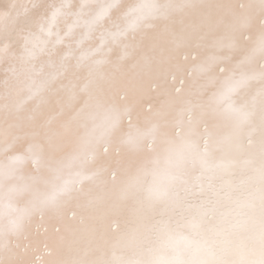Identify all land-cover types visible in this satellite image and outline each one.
<instances>
[{
	"label": "snow or ice",
	"instance_id": "1",
	"mask_svg": "<svg viewBox=\"0 0 264 264\" xmlns=\"http://www.w3.org/2000/svg\"><path fill=\"white\" fill-rule=\"evenodd\" d=\"M0 264H264V0H0Z\"/></svg>",
	"mask_w": 264,
	"mask_h": 264
}]
</instances>
